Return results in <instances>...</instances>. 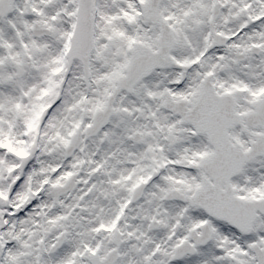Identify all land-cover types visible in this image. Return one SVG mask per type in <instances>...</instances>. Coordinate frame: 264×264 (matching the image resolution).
I'll return each mask as SVG.
<instances>
[{
	"label": "snow or ice",
	"instance_id": "obj_1",
	"mask_svg": "<svg viewBox=\"0 0 264 264\" xmlns=\"http://www.w3.org/2000/svg\"><path fill=\"white\" fill-rule=\"evenodd\" d=\"M0 264H264V0H0Z\"/></svg>",
	"mask_w": 264,
	"mask_h": 264
}]
</instances>
